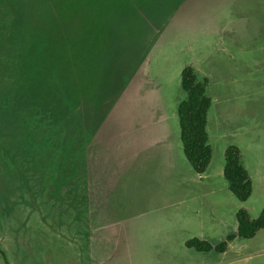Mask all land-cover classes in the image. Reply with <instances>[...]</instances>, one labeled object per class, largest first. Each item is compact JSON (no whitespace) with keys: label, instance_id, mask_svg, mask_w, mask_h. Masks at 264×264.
Returning <instances> with one entry per match:
<instances>
[{"label":"rangeland","instance_id":"rangeland-1","mask_svg":"<svg viewBox=\"0 0 264 264\" xmlns=\"http://www.w3.org/2000/svg\"><path fill=\"white\" fill-rule=\"evenodd\" d=\"M89 1H77L95 9L86 25L70 7L47 15L75 47L71 64L61 55L60 76L29 61L10 84L30 92L35 83L52 117L78 105L92 133L93 175L103 170L105 187L92 192L89 217L76 220L74 196L34 190L16 158H1L23 130L0 115V264H264V227L223 252L186 245L226 240L238 232L239 209L254 218L264 209V0ZM187 65L208 78L212 98L204 173L181 141ZM230 144L252 178L245 201L224 176Z\"/></svg>","mask_w":264,"mask_h":264},{"label":"trees","instance_id":"trees-1","mask_svg":"<svg viewBox=\"0 0 264 264\" xmlns=\"http://www.w3.org/2000/svg\"><path fill=\"white\" fill-rule=\"evenodd\" d=\"M1 1L6 3L0 4V115L14 116L16 121L13 125L12 119L10 124L16 131L23 130L22 134L10 136L8 140H12L8 150H4L1 158L6 162L16 158L23 167L22 174L33 181L34 190L38 184V190L43 192L54 189L62 191L65 199L74 196V204H71L73 198L69 199L70 205L79 210V214H74L76 220H82L80 218H86L93 207L92 192L105 187L101 180V174L105 172L101 170L99 173L98 170V178L93 175L91 155L94 151L87 118L82 113L80 115L78 105L52 117L38 102L35 83L28 92L20 89V85L12 86L10 82L18 71L25 70L29 61L51 77L60 76L61 55L64 62L71 64L69 60H73L75 47L56 32L47 15L70 7L80 12L84 23L88 22L90 15H95V9L87 7L86 11L84 6L77 5L78 0ZM89 25L91 23H87L90 28ZM26 50L32 55H25ZM207 86L208 78H201L192 66L182 69L181 87L185 97L178 104L181 141L188 162L198 173L207 170L213 153L207 128L212 98L207 93ZM224 176L238 199H248L252 192V178L242 162L240 148L235 144H230L225 150ZM99 178L100 182L94 181ZM47 182L48 187L45 186ZM237 220L238 232L229 234L226 240L213 244L206 239L192 237L186 245L200 251L223 252L237 235L250 238L264 227V209L259 217L254 218L247 209L241 208L237 212ZM87 222L81 221L88 228ZM88 230L84 235H89Z\"/></svg>","mask_w":264,"mask_h":264}]
</instances>
